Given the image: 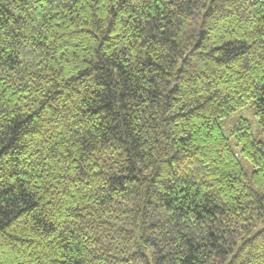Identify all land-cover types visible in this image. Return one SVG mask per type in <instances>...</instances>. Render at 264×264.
I'll return each instance as SVG.
<instances>
[{
    "label": "trees",
    "instance_id": "obj_1",
    "mask_svg": "<svg viewBox=\"0 0 264 264\" xmlns=\"http://www.w3.org/2000/svg\"><path fill=\"white\" fill-rule=\"evenodd\" d=\"M0 264H264V0H0Z\"/></svg>",
    "mask_w": 264,
    "mask_h": 264
},
{
    "label": "rangeland",
    "instance_id": "obj_2",
    "mask_svg": "<svg viewBox=\"0 0 264 264\" xmlns=\"http://www.w3.org/2000/svg\"><path fill=\"white\" fill-rule=\"evenodd\" d=\"M243 116H245L246 118L250 119L253 132H254V134H257V132H258L257 123H256V120H255L253 114H252V111L249 110V109H241V110H238L236 112L231 113L223 121V129H224V131H225V133L227 135L229 134V130L234 125L235 121L239 117H243ZM228 136H229V139H230L231 146L233 147V149L238 151L239 149L236 147V142H235L234 137L231 136V135H228ZM241 164H242V167H243L245 173L247 175H251V172L253 170L252 164L248 160L243 159V158H241Z\"/></svg>",
    "mask_w": 264,
    "mask_h": 264
}]
</instances>
